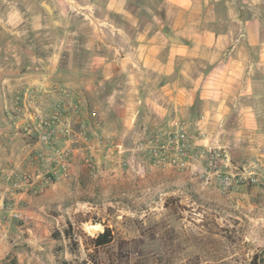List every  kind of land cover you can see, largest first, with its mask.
I'll return each instance as SVG.
<instances>
[{
  "label": "rangeland",
  "instance_id": "obj_1",
  "mask_svg": "<svg viewBox=\"0 0 264 264\" xmlns=\"http://www.w3.org/2000/svg\"><path fill=\"white\" fill-rule=\"evenodd\" d=\"M14 4L18 10L13 13L40 20L11 22L16 37L6 30L0 34L4 51H18L3 54L9 63L18 61L14 74L4 72L23 81L34 79L32 85L20 86L24 88L14 100L20 124L6 136L0 133L3 148L19 163L0 166V177H9L0 184H10V195L18 190L11 188L10 177H71L75 157L86 174L80 185H69L62 202L44 210L51 226L47 239L18 244L12 231L1 234L0 264H264L263 188L248 186L243 197L237 187L224 190L208 184L216 170L224 171L222 155L231 147L232 135L218 117L216 127L202 123L203 107L219 103L191 107L180 102L178 112L170 106L160 112L154 103L134 102V97H153L155 91L127 86L129 76L123 70L104 79L100 63L119 56L109 47L124 44L114 37L99 38L102 23L96 14L81 12L72 0H0V14H9ZM186 44L179 39L180 47ZM180 75V87L188 92L191 87ZM196 88L210 94L235 90L229 85ZM7 89L1 90L3 105L10 95ZM26 89L34 91L27 99ZM47 112L59 115L67 129L66 135L51 137L52 145L41 143L30 118ZM212 157L215 168L209 163ZM233 192L238 196H231ZM5 201L6 195L4 215L6 208L14 209ZM242 202L257 204L259 216L252 220ZM18 222L4 224L5 231ZM68 223L77 247L52 237ZM105 226L113 241L95 249L89 239Z\"/></svg>",
  "mask_w": 264,
  "mask_h": 264
},
{
  "label": "crops",
  "instance_id": "obj_2",
  "mask_svg": "<svg viewBox=\"0 0 264 264\" xmlns=\"http://www.w3.org/2000/svg\"><path fill=\"white\" fill-rule=\"evenodd\" d=\"M72 1L81 12L87 13L88 9L96 14L102 23L99 38L114 37L124 44L120 45L121 49L109 47L113 55L118 53L119 56L100 63V69L106 71L104 79L110 80L114 70H123L129 76L125 82L127 86L153 87L155 91L153 97L142 93L134 99L125 97L124 101L151 102L160 112L167 111V106L171 112H178L180 102H188L191 107L198 102H218L217 106H204L201 117L204 118L203 125L212 127H216L218 117L223 129L232 135L223 170L238 169L239 177L243 178L258 170L264 173V0ZM15 10H18L16 4L9 14H0V34L6 30L9 36L16 37L18 32L9 25L11 22L40 20V16L15 14ZM44 19L42 14V21ZM179 39L184 40L186 46L180 47ZM33 51L31 47L30 53ZM16 53L18 51L13 49L4 51L0 36V133L4 136L20 124V118L14 112L16 94L24 88L20 86L34 83L29 77L23 81L4 72L14 74L13 65L18 61L15 58V63H9L3 54L13 56ZM14 69L17 71L18 68ZM180 74L187 80L185 86L191 87L188 92L180 87ZM226 85L234 86L235 90L210 94L196 88ZM5 86L10 95L3 105L1 90ZM6 150L0 142V166L19 164L16 156ZM234 154L238 159L233 157ZM85 174L79 158L75 157L71 177L54 183L41 195L33 193L34 186L12 190L9 195L10 184H0V217L4 195L6 203H12L14 210L27 216L26 223H15L7 231L0 220V239L4 238V235L1 238L2 233L9 231L15 234L18 244H37L47 239L51 226L44 218V210L62 202L69 185H80ZM40 178L32 177L38 183ZM248 186L258 187L244 179L235 187L240 196L246 197ZM237 193L233 192L231 196H238ZM242 206L249 208L252 220L259 216L258 205L254 202H242Z\"/></svg>",
  "mask_w": 264,
  "mask_h": 264
},
{
  "label": "built area",
  "instance_id": "obj_3",
  "mask_svg": "<svg viewBox=\"0 0 264 264\" xmlns=\"http://www.w3.org/2000/svg\"><path fill=\"white\" fill-rule=\"evenodd\" d=\"M34 91L26 89V91L23 93L25 95V99L28 98V96H31ZM32 97V96H31ZM59 115H51L49 112L43 113V114H30V118L33 120V123L35 125V129L38 131L40 135V141L41 143H45L48 145H52V139L51 137L54 136L55 133L60 132L61 134L66 135L67 129L63 121L60 122V120H63L61 117H58ZM81 135H84L85 132L82 131L80 133ZM64 155V153H63ZM222 165L225 166V161L228 160L227 151L224 150L222 155ZM86 162H88L86 160ZM210 166L213 168L216 167V157H212L211 160H209ZM63 166L65 168V163H63ZM238 169L232 168L229 171H223L222 173L218 170L215 171V175H213L212 180H208V184L217 183L222 189L228 190L231 187H235L236 184L239 183L241 179L247 180L249 183H255L258 185V187L263 188L264 192V173L261 171L256 172H250L249 177H239ZM56 176V175H55ZM49 177L45 176L41 177V182H36L32 179V177H10L12 178L11 188L15 189H21L22 187H30L34 186L33 193L35 195H41L45 192V190L50 186L51 184H54L62 179H65L67 177ZM3 179H8V177H0V181ZM6 212H8L6 215L2 214L0 217V220L5 225H8L12 221H20L22 223H26L27 216L24 215L21 211L14 210L12 208H6Z\"/></svg>",
  "mask_w": 264,
  "mask_h": 264
},
{
  "label": "trees",
  "instance_id": "obj_4",
  "mask_svg": "<svg viewBox=\"0 0 264 264\" xmlns=\"http://www.w3.org/2000/svg\"><path fill=\"white\" fill-rule=\"evenodd\" d=\"M71 225L68 223L66 229H63L62 233L54 232L52 237L56 240H61L62 238L68 240L69 245L73 244L77 247L78 242L77 239H74L73 235L71 234ZM93 248H101L107 244H110L113 241V237L111 235V231L107 226L104 228V232L98 235L96 238L89 239ZM87 246V245H86ZM61 264H67L66 262L62 261Z\"/></svg>",
  "mask_w": 264,
  "mask_h": 264
},
{
  "label": "bare ground",
  "instance_id": "obj_5",
  "mask_svg": "<svg viewBox=\"0 0 264 264\" xmlns=\"http://www.w3.org/2000/svg\"><path fill=\"white\" fill-rule=\"evenodd\" d=\"M90 227H92V228H97L98 226H97V225H92V226H90Z\"/></svg>",
  "mask_w": 264,
  "mask_h": 264
}]
</instances>
